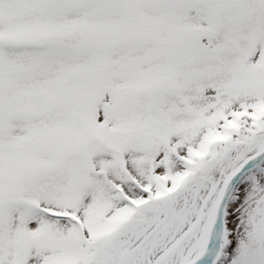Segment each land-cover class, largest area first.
I'll return each mask as SVG.
<instances>
[{
  "label": "snow or ice",
  "instance_id": "snow-or-ice-1",
  "mask_svg": "<svg viewBox=\"0 0 264 264\" xmlns=\"http://www.w3.org/2000/svg\"><path fill=\"white\" fill-rule=\"evenodd\" d=\"M0 264H264V0H0Z\"/></svg>",
  "mask_w": 264,
  "mask_h": 264
}]
</instances>
